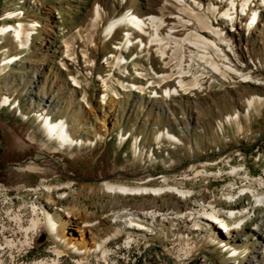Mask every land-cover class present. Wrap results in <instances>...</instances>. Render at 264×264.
Here are the masks:
<instances>
[{
  "label": "rangeland",
  "instance_id": "374dc122",
  "mask_svg": "<svg viewBox=\"0 0 264 264\" xmlns=\"http://www.w3.org/2000/svg\"><path fill=\"white\" fill-rule=\"evenodd\" d=\"M16 2L0 0V27L8 22L4 20L5 16L7 11L15 8ZM94 4L95 0H47L45 8L38 12L40 14L30 11L27 18L42 16L46 21L34 37L32 51L16 65L5 69L0 66V182L5 185L0 189V221H3L4 211L10 208L20 211L23 222L25 218H33L35 202L50 203L58 220L63 221L67 209L73 207H84L89 215H93L96 211L108 210L116 200L127 205L124 212L136 208L148 210L141 208L146 202L165 211L186 204L193 206L195 198L213 195L223 210L230 207L250 209L251 218L246 222L245 231L230 238L217 237L204 224L203 234H195L193 239L199 252L180 260L177 252L181 238L178 234L173 236L177 225L151 223L155 233L146 237L133 233L141 244L126 249L123 245L127 236L124 229L128 222L126 214L121 225L123 236L111 243L119 252L112 256L110 264H246L248 260L253 261L254 252L264 253V205L258 206L253 193H244L242 189L246 187L264 193L261 184L264 178V101L257 103L249 115L247 99L256 94L264 97V86L220 85L218 80H211L201 92L183 95L176 103L177 100L169 101L172 110L175 109L173 113L168 110L167 101H146V95L135 92H125L115 104L105 105L100 100L103 90L96 76L92 75L91 79L84 75L83 88H73L68 73L60 66L63 38L71 41L75 29L86 25ZM58 14L62 15L64 24L54 17ZM121 35L115 37L119 39ZM12 40L7 37V44L15 51L17 45ZM250 43L254 58L260 57L264 63L259 38H251ZM111 44L112 41L105 42L101 48L99 45V58L112 49ZM143 60L149 63L146 57ZM157 60L152 61L153 64L162 66ZM254 61V64L259 62ZM102 65L99 71L104 70ZM129 68L132 71L133 66ZM85 92L89 105L83 101ZM5 95L12 98V104L3 102ZM17 101L20 107H14ZM43 109H47L54 119H66L76 135H90L91 138L103 126V114L107 113L110 117L108 130L95 143L64 146L49 139L38 114ZM237 110L242 113L244 133L240 134L236 123L232 122L224 126L223 134L219 122ZM167 128L184 143L171 138L159 144L156 136ZM205 162L209 163L211 175L194 176L192 165ZM27 164H35L38 169H24ZM236 165L241 166L251 179L245 181L243 174L234 173ZM165 175L172 183L191 188L193 196L185 200L174 193L126 195L100 188V182L105 179L130 184L152 181L158 185ZM230 193L234 196L226 199ZM50 196L55 203L50 202ZM42 225L43 232L35 239L34 249L22 253L21 261L31 263L35 259L54 256L51 246L56 243L54 249L61 248L64 255H69H63L60 264H78L76 262L83 255L74 253ZM5 226L0 234L2 245H5V237H19L17 225L7 221ZM254 228L257 231L252 230ZM68 231L75 232L74 235L70 232L69 236L80 235L76 228ZM87 236L90 238V234ZM232 239L238 241L237 246H232L237 250H228L231 244L227 243ZM12 252L15 255V248L7 247L0 253V264H9ZM260 258L257 261L264 264L262 255ZM17 259L15 262H19ZM90 260L92 264H107L94 253Z\"/></svg>",
  "mask_w": 264,
  "mask_h": 264
},
{
  "label": "bare ground",
  "instance_id": "6f19581e",
  "mask_svg": "<svg viewBox=\"0 0 264 264\" xmlns=\"http://www.w3.org/2000/svg\"><path fill=\"white\" fill-rule=\"evenodd\" d=\"M46 2L47 0H17L15 8L7 11L4 20L8 22L0 27V66L3 69L18 64L32 51L34 37L46 21L42 16L27 18V14L30 11L40 12L45 8ZM240 7L242 9L247 7V16L241 13ZM141 12H145L142 13L144 16L139 14ZM54 17H58L60 23L64 24L62 15L58 14ZM64 31L61 33L63 34ZM118 34H122L119 39L115 37ZM7 37L13 38L17 50H11L12 46L7 44ZM251 38H259V47L264 50V0H95L92 15L86 25H80L75 29L71 41L63 38L60 66L68 73L73 88H83L84 75L91 79L92 75L96 76L95 79L103 90L100 100L105 105L115 104L125 92H135L142 96L146 95L147 99L142 98L146 101L156 99L167 101L170 108L168 110L173 113L175 109L172 110V102L169 101H175L190 93L196 94V91L201 92L207 88L204 85L211 80L213 82L218 80L220 85L231 83L230 85L239 87L264 86V63L260 57L254 58ZM111 41L112 49L99 58V45L101 48L105 42ZM143 57H146L149 63L143 60ZM156 59L162 66L153 64L152 61ZM256 59L259 62L254 64ZM101 64L104 70L99 71ZM129 66H133L132 71ZM156 79L158 81H155ZM83 98V101L89 105L86 92ZM12 101L8 95L3 98L5 104L6 102L12 104ZM178 101L181 100L175 103ZM262 101L264 97L260 94L252 95L247 99L249 115L251 110L256 108V104ZM16 106L20 107L19 101L14 107ZM46 110L43 109L38 113L40 121L43 122L49 139L58 141L64 146L95 143L104 137V133L108 130L110 117L107 113L103 114V126L98 128L91 138L90 135L83 137L76 135L66 119H54V116ZM241 120L242 113L237 110L225 116L218 126L224 134V126L234 122L238 132L243 134L245 125ZM171 138L178 139L181 144L184 143V140L168 128L156 136L159 144ZM208 164L206 162L193 164L191 170L194 176L206 173L211 175ZM23 168L36 170L38 166L27 164ZM233 172L243 174L245 181L251 179L239 165L234 166ZM213 174L218 173L213 172ZM151 182L130 184L105 179L100 182V188L111 193L126 195L174 193L185 200L193 196L191 188L172 183L167 175L160 182L161 184L154 185ZM261 184L264 187V178ZM247 189L245 187L242 191L253 193L256 202H259L258 206L264 205V193ZM229 195L226 199L234 196L233 193ZM212 196L195 198L196 203L193 206L186 204L184 207L175 206L165 211L157 210L155 206L146 202L141 208L148 210L136 208L124 212L127 205L119 204L116 200L111 203L108 210L96 211L93 215H89L84 207H73L67 209L63 221L58 220L51 210L50 203L41 205L35 202L34 207L39 213L28 225V234H36L37 226L43 223L50 234L58 237V241H62L74 253L83 255L78 259V264H92L90 260L92 253L110 264L112 256L119 252L118 247H113L111 243L123 236L122 219L128 216V219L126 218L128 222L124 226L127 236L123 241L126 249L141 244L132 235L133 233L145 237L153 235L155 233L153 224L166 223L177 225L173 230V236L178 234L181 238L177 258L188 259L199 252L193 239L195 234H203L204 224L217 237L230 238L247 229L246 222L251 218L248 207H230L228 210H223ZM50 200L51 203H55L52 196ZM18 222H23L22 215H18ZM71 225H74V228ZM75 228L80 235L69 236L71 231L68 230ZM257 229L252 230L257 231ZM71 234L74 235L75 232L72 231ZM87 234H90V238H87ZM212 239L214 240L215 237ZM7 242L9 246L12 245L11 240ZM239 242L244 243L240 240ZM237 243V239H232L231 243H227L231 244L228 250H231L232 246H237ZM144 244L147 245V241ZM232 250L237 249L234 247ZM4 251L5 245L0 244V253ZM53 251L57 257L50 260L42 258L33 264H60L64 250L55 248ZM261 255L264 260V253L254 252L253 261L248 260L246 264H259L257 260H261Z\"/></svg>",
  "mask_w": 264,
  "mask_h": 264
},
{
  "label": "built area",
  "instance_id": "2783aa9c",
  "mask_svg": "<svg viewBox=\"0 0 264 264\" xmlns=\"http://www.w3.org/2000/svg\"><path fill=\"white\" fill-rule=\"evenodd\" d=\"M216 23H218V22H216ZM0 185L5 186L1 182H0ZM32 210L34 213L33 218H35L39 212L35 207H33ZM18 215H22L20 213V211H18V209L17 210L15 208L6 209L4 211V218L2 219L3 221H0V234H2L4 232V230L6 229L5 224L7 221L12 222L13 224L17 225V228H18V233H19L18 238L7 239L5 237V241H6L5 242V250L7 247H14L15 248V255L13 252H12V254H9V256H10V261H9L10 263L9 264H33V262H35L39 259H35L31 263H29L28 261H21V253H22V251H24L26 249H34L35 239L38 236L42 235L43 227L40 223L37 226L36 234H28V225H29V222H32L33 218H31V219L25 218V222H18ZM8 240H11L12 245H10V246L8 245V242H7ZM55 246H56V243H53V245L51 246L52 247V253L54 254V256H55V253H54L53 249ZM54 256L47 257L46 259L50 260ZM64 256H69V255L66 254ZM16 257H18L17 260H19V262H15Z\"/></svg>",
  "mask_w": 264,
  "mask_h": 264
},
{
  "label": "water",
  "instance_id": "95a60500",
  "mask_svg": "<svg viewBox=\"0 0 264 264\" xmlns=\"http://www.w3.org/2000/svg\"><path fill=\"white\" fill-rule=\"evenodd\" d=\"M42 238H44V235L42 236Z\"/></svg>",
  "mask_w": 264,
  "mask_h": 264
}]
</instances>
